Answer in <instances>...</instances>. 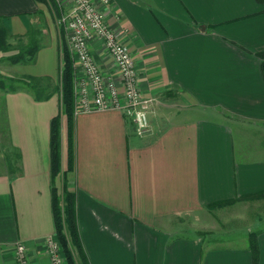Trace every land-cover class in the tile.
<instances>
[{
    "label": "crops",
    "instance_id": "1",
    "mask_svg": "<svg viewBox=\"0 0 264 264\" xmlns=\"http://www.w3.org/2000/svg\"><path fill=\"white\" fill-rule=\"evenodd\" d=\"M42 8L37 0H0V17L10 34L23 35L42 22ZM100 9L154 103L143 135L116 108L75 115L71 191L89 264H254L249 234L216 242L176 219L264 192V138L252 145L236 138L247 134L243 127L264 137V1L111 0ZM92 49L101 71L114 74L104 42ZM35 59L34 73L32 62L13 67L51 76L58 49L43 43ZM1 99L9 145L21 158L17 173L0 170V264H17L19 243L29 264H53L50 134L60 105L28 89ZM253 232L264 264V229Z\"/></svg>",
    "mask_w": 264,
    "mask_h": 264
},
{
    "label": "rangeland",
    "instance_id": "2",
    "mask_svg": "<svg viewBox=\"0 0 264 264\" xmlns=\"http://www.w3.org/2000/svg\"><path fill=\"white\" fill-rule=\"evenodd\" d=\"M42 3V22L38 25H33V30H39L37 33V38H40L41 44H50L56 46L58 49V64L55 74L51 76H34L31 73L34 71H39V67L34 62V64L28 65V72L19 73L15 71L12 63L10 61V56L16 54L19 49L26 46L29 42V36L27 33L21 35L8 34L6 43L8 44V50L0 49V80L6 84V88L0 87V170H8L11 166L14 168L18 167V161L16 154H13L11 159L8 158L9 153L13 151L12 147L9 145L8 133L6 119L4 116L3 107L1 104L2 94L9 90L15 91L18 89H27L23 86L22 83L17 82V80L25 79L28 80L32 76L36 78L41 83L40 86L44 88L43 93H50L51 96L58 101V104L61 105L62 100V84H61V65L63 51L66 48L70 53V57L73 62L74 68V116L76 112L82 111L84 106L81 104L82 98L84 97L83 93L80 90V84L82 81L86 80L87 76L84 72L83 66L80 62H77V54L71 52L69 41L67 39V33L64 28L58 23L61 13L68 12L72 9V3L69 0H50L49 3ZM101 6L98 8L100 9ZM101 10V9H100ZM103 11V10H101ZM105 20H106V14ZM110 26V25H109ZM101 40L100 38L93 37L89 39L88 43L94 57L96 64L98 61L95 57V54L92 49V44ZM110 57L112 54L108 51ZM76 60V63H75ZM114 61V60H113ZM115 62V61H114ZM23 64V63H21ZM76 64V65H75ZM116 64V63H115ZM15 66V65H14ZM27 69V68H26ZM103 72V71H102ZM104 74V72H103ZM114 74H117V70ZM114 74H104L105 77L115 76ZM29 90V89H28ZM90 98L94 97V92L90 91ZM60 111V108H59ZM246 131L247 134L236 135L237 140L241 142L242 139H245V143L248 145L256 144L258 139L262 143V136L256 135L255 130L244 128L241 132ZM63 141L65 142V152L67 150V127H66V117L62 115L61 120V158H62V146ZM264 143V139H263ZM241 144V143H240ZM68 153L65 154V164L62 167L61 159V173L56 179V186L58 188L59 194L63 196V181L65 178V172L68 181V188L71 190L73 187V171H68ZM176 222L183 225L186 230L192 231L194 233H200L206 237H209L211 240L216 242L221 241H239L250 232H253L257 229H264V198H251L246 200L237 201L228 205H223L216 208H211L208 212H202L200 214L187 215L186 217H181L176 219ZM57 243L59 246V253L62 254L64 261H66L63 247L57 238ZM76 259L78 264H82L78 254L76 253ZM65 264V263H64ZM67 264V263H66Z\"/></svg>",
    "mask_w": 264,
    "mask_h": 264
},
{
    "label": "built area",
    "instance_id": "3",
    "mask_svg": "<svg viewBox=\"0 0 264 264\" xmlns=\"http://www.w3.org/2000/svg\"><path fill=\"white\" fill-rule=\"evenodd\" d=\"M72 9L61 13L58 23L67 34L71 52L77 54L86 73V80L80 84L84 97L81 104L82 111L107 110L116 108L124 111L132 118L139 135L150 129L149 112L154 98L145 95L138 87V72L135 59L130 48L122 39L118 31H114L105 20L104 13L98 8L107 6L111 0H69ZM100 38L117 66L115 76L105 77L92 55L89 39ZM76 63V60H75ZM76 65V64H75ZM94 97L90 96V91ZM124 98V100L122 99ZM76 112L78 114L79 112ZM50 257L53 264H64V258L59 253L56 240L50 241ZM17 264H29L26 245L19 243L16 246Z\"/></svg>",
    "mask_w": 264,
    "mask_h": 264
},
{
    "label": "trees",
    "instance_id": "4",
    "mask_svg": "<svg viewBox=\"0 0 264 264\" xmlns=\"http://www.w3.org/2000/svg\"><path fill=\"white\" fill-rule=\"evenodd\" d=\"M45 4L50 0H37ZM264 1V0H259ZM34 26H31L27 31L29 36V42L26 46L19 49V51L10 56L12 63H28L35 59L37 52L41 48V40L37 38L39 30H33ZM35 29V28H34ZM9 30L3 23V19L0 17V49L8 50L9 46L6 43ZM261 60V67L264 74V51L258 54ZM61 84H62V100L59 113L51 120V134H50V150H51V183H52V209L55 220L56 236L59 239L62 247L65 259L68 264H78L76 259V253L82 264H89L87 256L84 252L80 231L77 220V207H76V194L69 190L68 181L65 172V178L63 181V196L59 194L56 186V179L61 173V120L62 115L66 117L67 127V153H68V171L75 170V116H74V68L73 62L70 57V53L65 48L63 51L62 65H61ZM17 82L22 83L24 87L32 91L38 99H48L51 94L43 93L44 88L40 86L41 82L32 76L30 79H20ZM0 87L6 88V84L3 80H0ZM16 154L17 161L19 162L21 156L18 152L12 151L9 153L8 158L11 159L12 155ZM20 170L19 167H10L8 171L11 174H15ZM251 198H264V192H260L249 196L246 199ZM235 201H222L212 204L211 208L220 207L234 203ZM258 232H251L249 234L250 247L253 253L254 264L258 262V246H257Z\"/></svg>",
    "mask_w": 264,
    "mask_h": 264
}]
</instances>
